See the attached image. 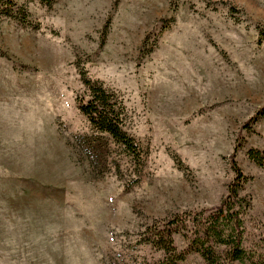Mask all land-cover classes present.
Segmentation results:
<instances>
[{
    "label": "rangeland",
    "instance_id": "rangeland-1",
    "mask_svg": "<svg viewBox=\"0 0 264 264\" xmlns=\"http://www.w3.org/2000/svg\"><path fill=\"white\" fill-rule=\"evenodd\" d=\"M16 1L0 13V264H154L149 226L218 205L236 147L244 246L264 258L248 157L264 150V0ZM83 71L123 99L140 162L80 113Z\"/></svg>",
    "mask_w": 264,
    "mask_h": 264
},
{
    "label": "trees",
    "instance_id": "trees-1",
    "mask_svg": "<svg viewBox=\"0 0 264 264\" xmlns=\"http://www.w3.org/2000/svg\"><path fill=\"white\" fill-rule=\"evenodd\" d=\"M16 6V0H0V13L10 14ZM81 74L86 93L76 97L80 113L94 129L107 134L126 154L140 162L143 157L141 147L125 129L126 108L123 99L102 82L88 78L85 71ZM263 116L264 107L252 121L256 122ZM237 151L238 147L229 158L235 178L218 205L177 213L167 219L156 220L149 226L147 242L163 253V258L154 264H183L193 252L201 254L206 264H264V258L257 250L244 246V216L252 208V198L243 195L250 177L239 166ZM248 157L264 168V150L251 148ZM177 234H183L187 239V245L180 250L175 243Z\"/></svg>",
    "mask_w": 264,
    "mask_h": 264
}]
</instances>
